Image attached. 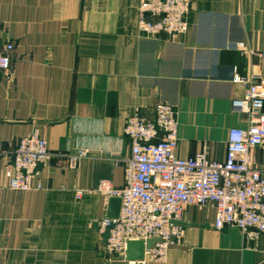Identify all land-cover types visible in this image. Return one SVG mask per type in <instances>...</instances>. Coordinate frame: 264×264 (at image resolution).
<instances>
[{
    "label": "crops",
    "instance_id": "obj_1",
    "mask_svg": "<svg viewBox=\"0 0 264 264\" xmlns=\"http://www.w3.org/2000/svg\"><path fill=\"white\" fill-rule=\"evenodd\" d=\"M138 11L139 0H0L4 37L15 43L10 71H0V264H132L103 252L96 221L109 217L110 199L96 187L124 185V125L137 109L176 106L182 157L206 149L223 161L230 130L247 126L234 100L247 91L238 77L264 76V0H192L191 30L175 40L142 33ZM34 132L53 153L42 188L13 191L5 169ZM81 149L88 156L69 166ZM253 155L264 167L262 149ZM215 218L211 206L188 207L184 238L146 264H264V233L248 240L217 230Z\"/></svg>",
    "mask_w": 264,
    "mask_h": 264
},
{
    "label": "built area",
    "instance_id": "obj_2",
    "mask_svg": "<svg viewBox=\"0 0 264 264\" xmlns=\"http://www.w3.org/2000/svg\"><path fill=\"white\" fill-rule=\"evenodd\" d=\"M191 8L192 0H139L138 28L151 37L166 35L175 40L191 30ZM234 46L243 54H258L243 42ZM14 50V41L4 37L0 24L1 72L10 71ZM237 80L246 84L247 91L234 100V107L246 115L248 124L230 130L223 161L211 159L206 149L189 157L178 154V111L170 102L156 103L151 116L137 109L126 117L124 134L131 141V154L125 159V183L116 187L111 180L102 179L96 187L106 200H122L118 217L96 221L109 262L165 261L168 249L184 238L185 228L178 222L190 206L213 207L217 230L237 228L248 240L264 233V167L253 155L260 148L264 156V76ZM67 156L69 166L75 167L88 151L81 149ZM52 157L45 137L36 132L21 137L5 169L9 188L41 189L40 167ZM75 191L77 198L85 192ZM151 239L156 242L146 246L143 260L126 258L128 241L144 240L147 245Z\"/></svg>",
    "mask_w": 264,
    "mask_h": 264
},
{
    "label": "water",
    "instance_id": "obj_3",
    "mask_svg": "<svg viewBox=\"0 0 264 264\" xmlns=\"http://www.w3.org/2000/svg\"><path fill=\"white\" fill-rule=\"evenodd\" d=\"M122 200L119 197L110 198V206L108 216L115 218L118 217L121 210ZM179 224H184L183 221H179ZM156 242L155 239L147 241V245L144 240H130L127 243L126 258L128 260H143L146 246L150 248Z\"/></svg>",
    "mask_w": 264,
    "mask_h": 264
}]
</instances>
